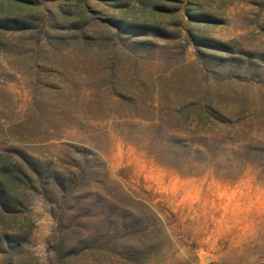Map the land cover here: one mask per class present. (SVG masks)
Wrapping results in <instances>:
<instances>
[{
    "label": "rangeland",
    "instance_id": "obj_1",
    "mask_svg": "<svg viewBox=\"0 0 264 264\" xmlns=\"http://www.w3.org/2000/svg\"><path fill=\"white\" fill-rule=\"evenodd\" d=\"M1 156L0 264H264V0H0Z\"/></svg>",
    "mask_w": 264,
    "mask_h": 264
},
{
    "label": "trees",
    "instance_id": "obj_2",
    "mask_svg": "<svg viewBox=\"0 0 264 264\" xmlns=\"http://www.w3.org/2000/svg\"><path fill=\"white\" fill-rule=\"evenodd\" d=\"M14 168L7 156L0 157V214L6 216L22 211L28 203L25 188L17 183ZM37 181L42 186L45 184L40 178Z\"/></svg>",
    "mask_w": 264,
    "mask_h": 264
}]
</instances>
